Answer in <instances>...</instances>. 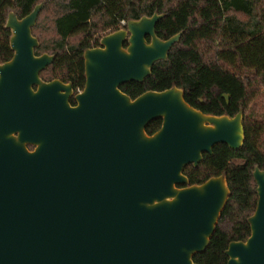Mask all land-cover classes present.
I'll use <instances>...</instances> for the list:
<instances>
[{
  "label": "water",
  "instance_id": "water-1",
  "mask_svg": "<svg viewBox=\"0 0 264 264\" xmlns=\"http://www.w3.org/2000/svg\"><path fill=\"white\" fill-rule=\"evenodd\" d=\"M43 8L23 19L10 13L5 24L13 57L0 64V264H196L230 188L224 177L191 186L184 170L218 145L241 150L243 112L204 114L177 87L136 99L122 92L143 84L181 40L158 38V14L84 53L81 93L45 82L56 57L35 54ZM157 120L161 129L148 135ZM253 178L251 234L229 244L228 264H264V171L256 166Z\"/></svg>",
  "mask_w": 264,
  "mask_h": 264
},
{
  "label": "trees",
  "instance_id": "trees-1",
  "mask_svg": "<svg viewBox=\"0 0 264 264\" xmlns=\"http://www.w3.org/2000/svg\"><path fill=\"white\" fill-rule=\"evenodd\" d=\"M39 4L44 8L33 28L40 43L35 54L56 57L41 73L45 82L58 79L83 90L84 53L125 28L122 22L158 14L164 16L156 27L158 38L182 33L181 40L143 84H126L122 92L136 99L177 87L204 114L234 117L243 112L241 150L218 145L198 168L184 170L191 186L214 177L228 181L229 200L216 234L208 250L194 257L196 264H228L229 244L250 237L248 219L258 202L253 172L256 166L264 171V0H0V64L13 57L11 32L5 28L10 13L23 19ZM161 127L162 120L154 121L148 135Z\"/></svg>",
  "mask_w": 264,
  "mask_h": 264
},
{
  "label": "flooded vegetation",
  "instance_id": "flooded-vegetation-1",
  "mask_svg": "<svg viewBox=\"0 0 264 264\" xmlns=\"http://www.w3.org/2000/svg\"><path fill=\"white\" fill-rule=\"evenodd\" d=\"M100 47V46H99ZM98 48V47H97ZM70 83V82H69ZM69 83H66V84H69ZM70 84H72V83H70ZM73 86V85H72ZM73 89H74V87H73ZM84 90V89H83ZM83 90H81V89H77L76 91L74 90V96H76L77 94H79V93H81ZM74 96L71 98V100H70V103H71V105L72 106H76L77 105V103H76V101H75V98H74Z\"/></svg>",
  "mask_w": 264,
  "mask_h": 264
},
{
  "label": "built area",
  "instance_id": "built-area-1",
  "mask_svg": "<svg viewBox=\"0 0 264 264\" xmlns=\"http://www.w3.org/2000/svg\"><path fill=\"white\" fill-rule=\"evenodd\" d=\"M121 24H122V26H126V23L125 22H122Z\"/></svg>",
  "mask_w": 264,
  "mask_h": 264
}]
</instances>
